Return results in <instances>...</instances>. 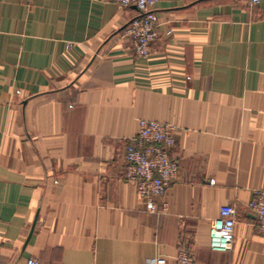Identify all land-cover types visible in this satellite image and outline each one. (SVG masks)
<instances>
[{"label": "crops", "instance_id": "1", "mask_svg": "<svg viewBox=\"0 0 264 264\" xmlns=\"http://www.w3.org/2000/svg\"><path fill=\"white\" fill-rule=\"evenodd\" d=\"M156 51L111 0H0V264H264V0H158ZM139 118L177 128L155 211L125 180ZM231 248L209 244L221 206Z\"/></svg>", "mask_w": 264, "mask_h": 264}, {"label": "built area", "instance_id": "2", "mask_svg": "<svg viewBox=\"0 0 264 264\" xmlns=\"http://www.w3.org/2000/svg\"><path fill=\"white\" fill-rule=\"evenodd\" d=\"M32 4L34 0H20ZM118 7H134L137 14L126 26L125 34L134 53L146 58L156 51L154 43L159 38L158 0H111ZM256 5L260 0H249ZM177 128L168 121L139 118L136 133L124 143V158L127 163L124 178L131 182L137 195L145 202L146 209L155 211L156 201L163 197L170 183L176 178L178 166L171 150L176 143ZM254 214L258 231L264 235V189L253 192L247 204ZM237 212L233 205L220 207L219 215L209 226V244L215 250L231 248L234 238ZM2 244L0 242V253ZM25 264H38L36 257L26 259ZM145 264H170L164 256L148 257ZM174 264H194L193 254L180 247Z\"/></svg>", "mask_w": 264, "mask_h": 264}]
</instances>
